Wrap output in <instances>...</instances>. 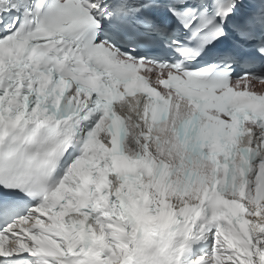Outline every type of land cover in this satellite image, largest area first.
I'll return each instance as SVG.
<instances>
[{
    "label": "snow or ice",
    "instance_id": "snow-or-ice-1",
    "mask_svg": "<svg viewBox=\"0 0 264 264\" xmlns=\"http://www.w3.org/2000/svg\"><path fill=\"white\" fill-rule=\"evenodd\" d=\"M0 264H264V0H0Z\"/></svg>",
    "mask_w": 264,
    "mask_h": 264
}]
</instances>
